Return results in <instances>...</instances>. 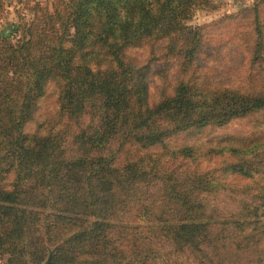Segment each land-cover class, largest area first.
Segmentation results:
<instances>
[{"label":"trees","instance_id":"1","mask_svg":"<svg viewBox=\"0 0 264 264\" xmlns=\"http://www.w3.org/2000/svg\"><path fill=\"white\" fill-rule=\"evenodd\" d=\"M213 1L55 0L0 39L1 264H264V0L250 90L199 72Z\"/></svg>","mask_w":264,"mask_h":264},{"label":"rangeland","instance_id":"2","mask_svg":"<svg viewBox=\"0 0 264 264\" xmlns=\"http://www.w3.org/2000/svg\"><path fill=\"white\" fill-rule=\"evenodd\" d=\"M259 2L260 0H214L215 9L197 8L193 11L186 27L203 33L201 53L197 61L199 72L224 82H241L244 90L258 87L252 82L260 74H256V68L250 66L252 27L246 10L251 11ZM54 4L55 0H3L0 39L2 37L14 39L18 30L32 23L43 8L53 11ZM178 79V70L174 67L166 78L167 83L163 84L158 78L153 80L152 93L158 94L169 85L173 88ZM54 108L55 97L52 96L44 103L41 114L49 119L55 113ZM260 122L257 116H252L235 124L232 122L227 128L209 129L191 134L186 140L209 146L226 138L238 136L240 133H242L240 137L252 140L254 136L258 138L261 133L258 129L261 126ZM33 125L37 126L36 123ZM243 134L251 138L244 137Z\"/></svg>","mask_w":264,"mask_h":264},{"label":"water","instance_id":"3","mask_svg":"<svg viewBox=\"0 0 264 264\" xmlns=\"http://www.w3.org/2000/svg\"><path fill=\"white\" fill-rule=\"evenodd\" d=\"M48 264H50V262Z\"/></svg>","mask_w":264,"mask_h":264}]
</instances>
